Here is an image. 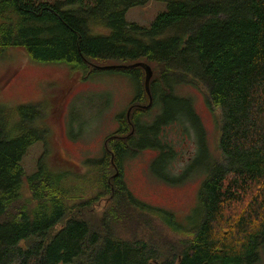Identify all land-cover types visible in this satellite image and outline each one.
Listing matches in <instances>:
<instances>
[{"label": "trees", "instance_id": "1", "mask_svg": "<svg viewBox=\"0 0 264 264\" xmlns=\"http://www.w3.org/2000/svg\"><path fill=\"white\" fill-rule=\"evenodd\" d=\"M147 1L0 0V58L19 48L34 62L64 65L83 78L124 75L136 88L103 156L87 162L94 171L87 177L52 171L46 156L27 175L22 159L31 146L46 143L48 104L0 106V264L259 262L264 0H163L166 11L149 27L128 22L127 12ZM187 84L201 87L208 105L220 111L222 160L206 161L200 119L191 100L178 93ZM178 127L184 138L193 132L200 140L182 176L199 159L206 174L186 227L173 213L134 197L122 174L124 159L157 149L151 172L170 181L165 167L176 157ZM86 178L98 185L94 197L105 193L113 201L96 226L87 209L101 198L86 204L69 198L68 184Z\"/></svg>", "mask_w": 264, "mask_h": 264}, {"label": "rangeland", "instance_id": "2", "mask_svg": "<svg viewBox=\"0 0 264 264\" xmlns=\"http://www.w3.org/2000/svg\"><path fill=\"white\" fill-rule=\"evenodd\" d=\"M85 2L88 4L91 0ZM164 11L166 3L163 0H148L144 6L131 8L125 17L128 22L147 28ZM131 81L120 74L83 78L64 65L34 62L22 49L6 51L0 58V106L15 108L23 104H48L44 105L47 108L42 122L48 129L46 143L38 142L26 151L21 164L26 174L34 173L44 156L46 164L54 172H71L84 177L93 174L87 162L103 156L106 139L119 128L118 117L128 110L136 97L135 83ZM178 93L191 100L200 119L208 151L206 161L210 157L222 160L218 144L222 123L220 111L208 105L206 92L201 87L183 85ZM156 111L154 113L157 114ZM181 131L178 127L179 136H173L176 157L168 162L167 172L164 171L169 174L166 176L170 181L163 179L164 174L158 177L151 172L160 154L157 149H144L124 159L122 174L134 197L152 208L173 213L177 223L186 227V219L197 204L206 174L198 169L203 166L199 159L190 167V172L182 176L195 160L200 140L193 132L189 138H184ZM91 183L93 187L89 186ZM68 186L72 191L69 198H75L74 201L80 204H86L97 196L94 197V192L98 185L91 179L72 182ZM27 190L24 184L22 191L25 196H28ZM100 196L106 195L98 194L100 202L94 204L91 201L88 205H94V212L87 209L94 226L99 224L102 213L113 205L110 197L102 199ZM258 255L256 264H264V244L260 246Z\"/></svg>", "mask_w": 264, "mask_h": 264}, {"label": "water", "instance_id": "3", "mask_svg": "<svg viewBox=\"0 0 264 264\" xmlns=\"http://www.w3.org/2000/svg\"><path fill=\"white\" fill-rule=\"evenodd\" d=\"M145 68H147L148 80H150V78L152 77L151 69L148 68V66L147 67L145 66Z\"/></svg>", "mask_w": 264, "mask_h": 264}]
</instances>
